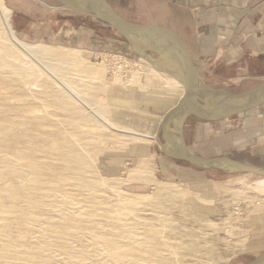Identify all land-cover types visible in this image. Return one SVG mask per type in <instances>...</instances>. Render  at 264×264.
Instances as JSON below:
<instances>
[{"label": "rangeland", "instance_id": "obj_1", "mask_svg": "<svg viewBox=\"0 0 264 264\" xmlns=\"http://www.w3.org/2000/svg\"><path fill=\"white\" fill-rule=\"evenodd\" d=\"M48 2L46 7L0 0V27L7 19L15 41L0 28V51L7 56L2 63L11 66L8 75L9 66L0 69V264L18 257L29 264H248L264 253V177L167 157L155 137L161 139L159 123L177 103L179 88L145 71V60L114 29L99 24L104 22L63 8L58 0ZM123 5L142 15L141 3L124 0ZM45 16L53 19L54 32L30 35L33 28L23 17ZM16 18L26 35L14 29ZM65 20L70 32L78 26L94 30L104 50L91 54L75 31L58 34ZM105 37L117 39L115 49ZM10 43L21 45L19 56L29 62L35 60L30 48L62 53L76 66L72 74L59 72L70 82L71 94L57 102L50 94H61L51 78H21L3 49ZM148 52L160 56L152 47ZM108 53L139 60L129 84L107 74L100 59ZM44 77L53 83L48 89ZM87 83L99 94L91 97ZM81 96L74 108L65 104L66 98ZM224 120L212 124L188 116L184 144L199 156H228L264 167L262 152L232 150L231 132L221 129L228 125ZM13 160L15 172L7 173L2 168ZM102 243L115 250L102 251ZM21 248L35 252L24 258L18 255Z\"/></svg>", "mask_w": 264, "mask_h": 264}, {"label": "crops", "instance_id": "obj_2", "mask_svg": "<svg viewBox=\"0 0 264 264\" xmlns=\"http://www.w3.org/2000/svg\"><path fill=\"white\" fill-rule=\"evenodd\" d=\"M31 1L41 6L49 4L48 0ZM135 1L144 6L142 15L133 7H125L124 0H115L111 6L133 23L157 25L176 36L203 85L241 93L264 82V0H228L201 5H193L189 0ZM147 1H151L152 5H146ZM140 17L141 20H138ZM23 18L33 28V32H28L30 35L41 36L54 32L53 19L49 17ZM16 19L13 21L14 29L26 35L25 27L17 24L18 18ZM68 23L70 20H65L57 33L64 31L63 34L69 36L75 31L76 40L88 45L91 54L97 55L104 50L105 47L99 44L103 39L99 40L101 38L95 35L94 30L78 26L70 32L66 27ZM99 24L111 28L107 24ZM104 40L108 41L109 48H116L117 39L105 37ZM128 49L134 52L131 45ZM247 112L225 118L224 122L228 125H223L221 129L223 132H231L232 150L236 148L241 151L246 148L250 152L249 149L253 148V152H262L264 156V104ZM218 122L220 120L213 121L212 124ZM260 244L264 246V241Z\"/></svg>", "mask_w": 264, "mask_h": 264}, {"label": "water", "instance_id": "obj_3", "mask_svg": "<svg viewBox=\"0 0 264 264\" xmlns=\"http://www.w3.org/2000/svg\"><path fill=\"white\" fill-rule=\"evenodd\" d=\"M58 1L62 4L63 8L88 14L109 25L132 46L134 52L141 58L146 59L159 71L172 75L182 83L184 88L183 95L176 105L164 114L158 127L161 136L159 145L167 157L179 162H186L205 168L221 169L227 172L247 173L264 177V167L246 164L245 162L228 156H199L191 152L184 142L179 143L169 135L171 121L177 114L183 115L182 124L190 115H196L199 118L210 121H217L264 104V82L251 90L241 93H231L223 89H216L217 91L224 92L225 95L245 94L248 97L243 103L235 104L227 109L217 111L204 110L199 106L192 105L190 100L196 90H207V87L199 81L187 52L176 36L157 25L136 24L127 20L118 14L106 0ZM151 47L160 53V56L166 55L173 63H177L181 67V70L179 71L174 67L170 68L169 66L156 65L155 58L148 52ZM151 57L154 59H151ZM248 264H264V253Z\"/></svg>", "mask_w": 264, "mask_h": 264}, {"label": "bare ground", "instance_id": "obj_4", "mask_svg": "<svg viewBox=\"0 0 264 264\" xmlns=\"http://www.w3.org/2000/svg\"><path fill=\"white\" fill-rule=\"evenodd\" d=\"M1 23H2L1 27H3V30L5 31V33L8 34V35H6L7 40H10V41H12V43L13 42L15 43L13 37L11 36V34H9L10 31L8 30V27H9L8 20L7 19H3ZM4 47H5V45L3 46V49L5 50V53L14 62V65H15V67H13L14 70L21 75L20 76L21 78L29 79V78H33L37 74H39L41 76H46V77L51 78L55 82V85H56V88H57V91H58L56 93H60L61 94V95H52V93L50 94V96L54 97L57 100V102H59L58 99H61L60 96L61 97H65V96H68V95L71 94L70 82L64 80L62 77H59V72L65 71L67 74H69L73 70H75L76 66H75V64H73V63L69 62L67 59H65V57H63L62 53H59L58 50H54L55 48H48V47L47 48H30L31 50L28 51V53L29 54L32 53L33 57L35 58V60L33 62H29L28 60H25V59H23L22 57L19 56V54H20L19 52L21 51V48H19V47H22L21 45H18V44L15 45V44H11L10 43V46H8V44H7L6 47L5 48ZM1 51H3V50H1ZM1 51H0V69H2L3 67L5 68L6 66H9L8 68L6 67L7 70L5 71L6 72L5 75H8L11 66L9 64H6L5 62H4L5 64L2 63L3 62V57H5L6 55L3 54V52L1 53ZM151 59H154V58L151 57ZM144 60H145V63H147L146 67L148 68V70H145V71L150 72V73L159 74V76H161L165 80V84L166 85L170 84L172 86H176L177 88H179V90H180L179 99H180V97L183 95V91H184L182 83L179 82L172 75L164 76V75L160 74L161 71H159L155 66H153L151 63H149L146 59H144ZM103 62L107 66V74H108L109 73L108 71L110 70L109 63L107 62L106 59H103ZM155 62H156V65H158V66H169L170 68L174 67V68H176L179 71L181 70V67L179 65H177V63H173L166 55H162V56H160L158 58H155ZM139 64L140 63H138V65ZM172 64H173V66H171ZM128 65H133V63L128 62ZM113 72L116 74V75H114L113 78H118L123 84H125L124 80L121 79V75L119 73V70H113ZM134 72H135V70H133L132 72H129L131 74V76L127 77V81L126 82L128 84L131 81L130 79L132 77V74L134 75ZM122 73H124V72H122ZM10 79H11V77H10ZM51 79H46V78L44 79L43 84L45 86H47V89L50 87L51 84H53V83H51L49 81ZM8 81H10V80H8ZM42 87H43V85H42ZM206 87H207V90H196L194 92L193 97L191 98L190 102H191L192 105L199 106L202 109L207 110V111H217V110L227 109V108H229V107H231V106H233L235 104L243 103L248 97V95H245V94L225 95L224 92H222V91H217L216 89L211 88L210 86H206ZM84 88L86 89V91L88 93L91 94L90 95L91 97L92 96L95 97V95L99 94V92H100L99 88L96 85H94V84L87 83V84L84 85ZM179 99H178V101H179ZM82 100H84V98L82 96H81V99H80V97H76V98H71L70 97V98H66L65 101H67V102L65 104L71 105L74 108V106L77 104V101L81 103ZM88 103L96 104V102H94V100H89ZM26 112L30 113V112H32V109L26 110ZM163 116H162V118H163ZM182 121H183V115L182 114H177L171 121V126H170V131H169L170 137L173 140H175V141H177L179 143L183 142V137H182L183 124H182ZM155 140H156V142L159 145V139L157 137H155ZM191 152H193V151H191ZM14 160L8 162V164L6 163L5 167H3L2 169H5V171H7V173L15 172V171H12V170L16 167L17 159H16V161H14ZM218 165H220V164H218ZM2 208L3 207H0V211L3 210ZM0 243H1V240H0ZM2 244H4V243H2ZM5 246L8 247V246H10V244L6 243ZM100 249L102 251H106V252H110V251L115 250V248L112 247V245L110 246L107 243H104V244L102 243ZM34 252L32 250H27V249L21 248V251L19 252L18 255L19 256H23V257L24 256L25 257H32L33 256L32 253H34ZM37 252H38V250H37ZM2 256L3 255L0 252V257H2ZM72 259L74 261L75 260L78 261L76 256H73ZM68 260H69V258H68ZM19 261H22V262H19ZM7 262H9L8 259H7ZM29 262L30 261H27L26 259H21L19 257L16 260L10 261L11 264H29Z\"/></svg>", "mask_w": 264, "mask_h": 264}, {"label": "built area", "instance_id": "obj_5", "mask_svg": "<svg viewBox=\"0 0 264 264\" xmlns=\"http://www.w3.org/2000/svg\"><path fill=\"white\" fill-rule=\"evenodd\" d=\"M224 1L228 0H191V3H193V5H201L205 3L218 4ZM103 59H106L109 63L110 70L108 71V74L113 77L114 75H116L113 70H119L122 80H127V77L131 76L129 72H132L133 70H135V68H140V66L138 65L139 60L134 56L131 57L126 53H108L107 56L101 58L100 61L103 62ZM128 62L133 63V65H128ZM121 71L124 73H122Z\"/></svg>", "mask_w": 264, "mask_h": 264}]
</instances>
